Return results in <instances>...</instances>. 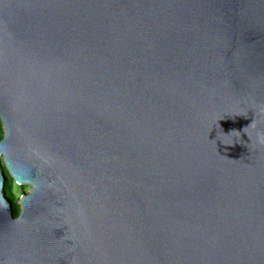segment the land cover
I'll return each instance as SVG.
<instances>
[{"label": "water", "instance_id": "water-1", "mask_svg": "<svg viewBox=\"0 0 264 264\" xmlns=\"http://www.w3.org/2000/svg\"><path fill=\"white\" fill-rule=\"evenodd\" d=\"M0 118V264H264V0H0Z\"/></svg>", "mask_w": 264, "mask_h": 264}, {"label": "trees", "instance_id": "trees-1", "mask_svg": "<svg viewBox=\"0 0 264 264\" xmlns=\"http://www.w3.org/2000/svg\"><path fill=\"white\" fill-rule=\"evenodd\" d=\"M3 137H4V130H3V125H2L1 118H0V141L3 139ZM1 170L4 174L5 179H6V185H5V190H4L5 197L13 206L14 216L18 217L19 216L18 215L19 214V208H18L17 204L15 203V196L12 194V185H13L14 180L10 177V175H9L8 171L6 170L4 165L1 166Z\"/></svg>", "mask_w": 264, "mask_h": 264}]
</instances>
